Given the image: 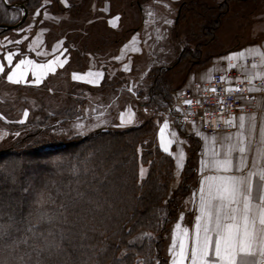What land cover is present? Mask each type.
Returning <instances> with one entry per match:
<instances>
[{"label": "rangeland", "instance_id": "374dc122", "mask_svg": "<svg viewBox=\"0 0 264 264\" xmlns=\"http://www.w3.org/2000/svg\"><path fill=\"white\" fill-rule=\"evenodd\" d=\"M11 1L0 0V10L4 13L1 20L6 22L2 25H11L23 15V10L14 5L17 2ZM136 1L29 0L30 9L21 24L5 31L0 27V63L5 64L6 71L20 59H31L36 65L58 61L55 73L41 75L39 84L33 83L35 77L31 71L20 83L9 82L6 75L0 73V150L19 151L29 140L40 141L36 142L39 145H52L99 130H124L129 128L127 116L130 119L135 115L131 125L137 126L151 117L146 108L148 103L154 105L157 117L154 121L159 119L157 124L166 118L175 129H180L183 123L171 103L175 93L192 80L187 79L188 72L198 68L195 78L207 76L209 65L205 63L212 52L232 50L233 45L247 38L258 24L260 27L264 24V0H180L175 7L168 5V9L152 0L142 11ZM138 1L143 5L149 0ZM5 3L12 5V9ZM193 5L205 8L210 17L220 16L213 38L202 28L208 23L206 16L193 15ZM37 9L39 15H35ZM145 13L140 52L120 63L115 57L121 58L127 52L125 45H119V40L124 39L122 31L128 26L140 25ZM150 27L154 32L147 29ZM7 51L14 53L12 65L2 59ZM59 62H63V67ZM97 64L107 67L99 84L89 86L81 79L72 78L74 73L82 76V71ZM36 71L39 73V69ZM158 78H164L168 95L152 89ZM78 124L81 127H76ZM193 146L191 144V149ZM13 156L9 158L12 157L14 163L22 160L27 164L20 176L22 186L19 189L18 181L9 179V184L3 185L1 190L16 196L14 203L10 201L16 213L19 201L25 197L24 186L30 188V179L53 164L45 159L46 156ZM118 156V152L110 154L106 160L108 165L117 161ZM3 163L4 160H0V180L6 173ZM9 165L6 167L11 169ZM189 174H177L173 169L168 179V194L172 190L170 185L180 187ZM176 203L175 207L162 204V214L168 218L170 210L174 219L179 208L177 200ZM170 227L169 223L168 231ZM166 242L165 238L162 247L165 264L169 258Z\"/></svg>", "mask_w": 264, "mask_h": 264}, {"label": "trees", "instance_id": "16d2710c", "mask_svg": "<svg viewBox=\"0 0 264 264\" xmlns=\"http://www.w3.org/2000/svg\"><path fill=\"white\" fill-rule=\"evenodd\" d=\"M14 2L28 13L29 0ZM136 4L141 10V2ZM192 8L193 15L206 16L202 28L213 38L220 16L210 17L202 6ZM3 16L0 10V25L6 24ZM158 79L152 89L168 95L164 78ZM153 107L146 105L150 119L124 130H99L52 145L29 140L19 151L0 150L6 171L0 180V264H165L164 234L174 213L169 210L167 218L161 205L177 204L176 196L185 193V186L168 194L173 162L156 144L159 119L154 121ZM114 152L119 158L108 165L107 157ZM23 154L46 156L53 167L30 179V188L24 186L25 197L14 213L10 201L16 196L1 188L9 179L21 188L27 164H16L9 155Z\"/></svg>", "mask_w": 264, "mask_h": 264}, {"label": "crops", "instance_id": "0c3cea01", "mask_svg": "<svg viewBox=\"0 0 264 264\" xmlns=\"http://www.w3.org/2000/svg\"><path fill=\"white\" fill-rule=\"evenodd\" d=\"M164 1L168 3L163 4L162 2ZM179 1L180 0H162V2H157L154 0L153 2L158 4L159 7L164 6L168 9V5L173 4V7H175V3ZM151 2L152 0L145 1L141 10L144 8L147 9L146 7L149 4H152ZM146 17L147 14L145 13L143 22L140 25L134 24L127 27V32L124 33V39L119 40L120 47L127 45V52H125V54L118 59L120 63L123 61L125 62L126 59H131V57L140 52L139 47L144 39L143 24L145 23L144 20ZM117 27L118 23H116V30L119 28ZM150 28L147 29L153 31L154 28ZM233 46L232 50H216V52H212L210 54L207 62L205 63L209 65L208 77L203 76L201 79H197L195 78V75L198 68L190 70L187 74V79L192 80H190L188 84L193 80L208 79L215 71H224L228 69L230 60L234 61L243 76L249 79L264 77V24L262 27L258 24L256 30H253L247 38L243 41H239L238 44ZM133 48H135L136 51H133ZM254 57L256 58L255 60H250ZM97 65L98 66H90L87 70L85 69L81 72L83 76L81 81L85 85H97L103 79V73H105L107 67L99 66L100 64ZM89 72L100 73L101 75L95 77L96 82L88 83V80L93 79V77L87 75ZM143 107H145L144 104ZM240 116H244V128H240L239 126ZM118 117L120 118V115H118ZM118 117L117 119L121 120ZM134 118L135 115L130 117V119H128L127 116V119L125 120H129L132 123ZM129 121L126 125L127 127L132 126ZM165 121H167L165 139L166 141H171V143L167 144L169 148L167 153L173 158V169L175 173L181 174L183 173L185 167H188L189 170L187 172L190 173L188 177L184 179V184H182L185 186V193L178 194L176 196L179 208L176 211L174 219L170 223L171 227L165 237L167 240L165 251L169 257L166 264H173L175 253L179 249V242L181 238H183L187 249V259L185 264H192L191 248L195 238L196 225L198 223L196 217L201 215L200 181L204 180L207 184V177L222 175L247 177L249 173L252 174L251 180L253 188L250 207L256 216L254 226L257 230L258 239L264 238V233L261 232L262 226L259 224V211L261 208H264V201H261L260 199L261 196H264V179H261L260 176L261 171L264 170V99L259 104L258 112L239 115L235 121L236 126L231 131L205 132L202 131L198 125L193 123H184L183 127L175 129L169 119L163 118L157 124L158 128L155 135V141L159 149L164 153L166 152L161 147L160 129L165 127ZM241 140L243 141V146L245 148L243 153L239 151V144ZM191 144H194L192 149ZM230 146L231 151L229 153ZM225 154H229V158L232 160L231 171L227 173L213 167V162L217 159H223ZM191 158L192 160L190 161ZM242 160L243 163H241ZM170 186L172 190L169 192L172 194L175 190H177L179 185L176 184ZM240 207H242V204ZM214 211L215 210L213 209V212ZM185 230H187L186 234ZM259 249L260 245L257 243L256 251L254 253L250 255L239 254L237 257V264H264V255H261ZM210 257L215 259L214 252L210 253Z\"/></svg>", "mask_w": 264, "mask_h": 264}, {"label": "snow or ice", "instance_id": "6c2138e0", "mask_svg": "<svg viewBox=\"0 0 264 264\" xmlns=\"http://www.w3.org/2000/svg\"><path fill=\"white\" fill-rule=\"evenodd\" d=\"M37 9L35 15H39ZM7 39V38H5ZM19 43V41H17ZM127 47V45H125ZM133 51H136L133 48ZM14 53L7 51L2 59L8 65L13 64ZM120 59V57H115ZM58 61L49 60L46 65H36L31 59H20L11 70L6 71L5 64L0 63V73L5 74L9 82L20 83L29 71L35 77L33 83L41 82V75L46 73H55ZM63 67V62H59ZM39 69V73L36 71ZM93 79L88 83H94L95 77L100 73H87ZM74 80L83 79L82 76L73 74ZM216 91V89H212ZM185 104H191V100H185ZM24 115L27 116V110ZM240 128H244V116H240ZM131 123V121H129ZM76 127H81L79 124ZM165 127L160 129L161 147L167 153L169 148L167 144L171 141L165 139ZM231 146L229 148V153ZM239 151L243 153L245 148L243 141L239 144ZM243 163V160L241 161ZM232 160L229 154H225L223 159H217L213 162V167L223 170L225 173L231 171ZM143 172V170H141ZM252 174L245 176L222 175L207 177V184L204 180L200 181V212L196 217V233L191 248L192 264H237L239 254H252L256 251V245H260V253L264 255V238L258 239L255 228L256 216L250 207L252 194ZM261 179H264V170L260 173ZM264 201V196L260 197ZM215 202V203H214ZM242 204V207L240 205ZM213 209L215 210L213 212ZM259 224L262 226L261 232L264 233V208L259 211ZM187 230H185V234ZM214 234V235H213ZM175 237V234H174ZM175 247V245H174ZM214 252L215 259L210 257ZM187 259V249L183 238L180 239L179 249L175 253L173 264H185Z\"/></svg>", "mask_w": 264, "mask_h": 264}, {"label": "built area", "instance_id": "2783aa9c", "mask_svg": "<svg viewBox=\"0 0 264 264\" xmlns=\"http://www.w3.org/2000/svg\"><path fill=\"white\" fill-rule=\"evenodd\" d=\"M229 64L228 69L215 71L208 79L192 81L175 93L171 107L181 123L198 124L205 132L231 131L239 115L259 111L264 99V77L249 79L233 60ZM185 100L192 103L185 104Z\"/></svg>", "mask_w": 264, "mask_h": 264}, {"label": "water", "instance_id": "95a60500", "mask_svg": "<svg viewBox=\"0 0 264 264\" xmlns=\"http://www.w3.org/2000/svg\"><path fill=\"white\" fill-rule=\"evenodd\" d=\"M16 4L23 8V15H22V17L16 23H14L12 25H8V26L7 25H0V27H2L4 29L13 28V27L18 26L25 19L26 15H27L26 8H24V6L22 4H19V3H15L14 5H16Z\"/></svg>", "mask_w": 264, "mask_h": 264}]
</instances>
